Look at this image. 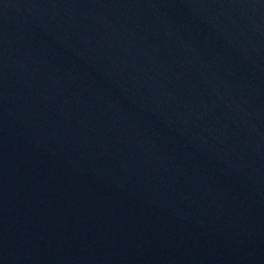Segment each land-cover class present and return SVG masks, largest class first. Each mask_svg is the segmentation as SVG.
<instances>
[{
	"label": "water",
	"instance_id": "obj_1",
	"mask_svg": "<svg viewBox=\"0 0 264 264\" xmlns=\"http://www.w3.org/2000/svg\"><path fill=\"white\" fill-rule=\"evenodd\" d=\"M0 264H264V0H0Z\"/></svg>",
	"mask_w": 264,
	"mask_h": 264
}]
</instances>
